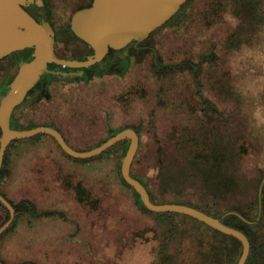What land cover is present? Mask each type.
<instances>
[{
  "label": "rangeland",
  "instance_id": "rangeland-1",
  "mask_svg": "<svg viewBox=\"0 0 264 264\" xmlns=\"http://www.w3.org/2000/svg\"><path fill=\"white\" fill-rule=\"evenodd\" d=\"M194 3L197 29L184 34L166 26L154 38L160 57L166 63L180 59L192 62L205 50L208 51L211 43H217L213 46L212 55L216 60L209 69L211 72H207V63H204L201 78L194 79L200 85L195 86L187 73L179 76L176 80L178 87L170 99L172 103H167L170 108L163 110L155 101L151 91L153 84L146 74L149 62H144L140 70L129 66L121 76L75 83L72 98L75 115L70 110L69 116V108H65L59 113V119L60 122L66 121L73 144L80 147L91 145L92 137L102 132L104 114L96 110L102 104L110 109L112 119L118 125L125 121L133 124L142 121V143L131 166L133 173L146 180L153 189L160 188V198L165 199L162 202L189 205L188 201L196 202L198 192L205 190L203 178L192 172L189 178L180 176L181 179L171 183L176 191L163 184L159 176L161 140L166 133L194 127V121L186 117L191 116L194 105L199 106L196 87L204 89L228 119V142L235 146L243 145L239 149V176L244 188L237 200L241 203L253 201L257 173L264 171V0H254V6L248 5V9L246 0H194ZM188 7L183 6L181 13H186ZM244 13L247 14L245 20L255 27L250 41L253 50L238 43L243 52H234L228 57L230 50L226 48V41L231 36L229 30L235 28V16ZM259 42L262 43L259 45ZM248 50H252L251 56ZM255 67L261 76H252ZM234 73L237 75L233 76ZM82 99L92 100L88 106L95 109L92 112L84 109L83 115L76 114V107ZM82 106L86 105L83 103ZM176 106L186 108L174 116L172 111ZM25 141H19L14 147L20 143L26 146L28 143ZM37 158L41 167L35 171L37 176L17 177L7 191L17 197L30 195L36 206L48 213L23 214L16 219L13 227L0 237L1 261L18 264L31 258L38 264H67L68 257L71 260L69 264H113L114 261L115 264H168L172 257L175 260L172 262L179 264H202L203 251L208 248L209 240L200 236L206 235L209 228L192 216L177 212L174 226L166 223V229H173L170 235L175 239L181 238L177 239V252L169 260L154 259L159 241L156 244L147 240L165 238V232L157 227L159 221L156 216L134 207L132 195L118 188L112 162L102 160L87 164L66 158L50 142L25 158L26 167ZM2 216L0 210V219ZM75 223L79 224L80 230L76 229Z\"/></svg>",
  "mask_w": 264,
  "mask_h": 264
},
{
  "label": "trees",
  "instance_id": "trees-1",
  "mask_svg": "<svg viewBox=\"0 0 264 264\" xmlns=\"http://www.w3.org/2000/svg\"><path fill=\"white\" fill-rule=\"evenodd\" d=\"M190 1V0H188ZM249 2V3H248ZM254 3V0H246V8L248 9V5ZM185 6V4H184ZM237 6V5H236ZM254 6V4H253ZM183 6L181 7V9ZM255 8V7H253ZM181 9L178 10L169 20H167L163 25L159 26L158 28L154 29L149 36L145 39L148 40H155V35L161 29L166 26H171L176 32H183V28L186 27L187 22L190 20L187 16H183L181 13ZM247 13V11L245 12ZM240 14L235 16L236 22L235 28H229L231 33H229V38L226 41V48L229 51V55H233L232 53H241L240 47L237 45L245 44L250 49L253 50V46H251L250 41L252 40L251 37L252 32L254 29H250L249 23L245 20L247 14ZM264 13H262L263 15ZM243 17V20L241 18ZM185 17V18H184ZM263 17V16H262ZM184 18V20H183ZM246 21V22H245ZM233 30V31H232ZM259 34V33H258ZM250 37V39H249ZM258 37V36H256ZM264 38V37H263ZM260 40H263L262 38ZM156 42V40H155ZM263 42V41H262ZM259 42V45L260 43ZM233 45H230V44ZM216 42L214 45L216 46ZM141 50L138 51V55L136 60L132 62L131 66H135L139 69L141 65L147 64V56L145 54L144 47H140ZM249 49V50H250ZM248 50V52H249ZM251 50V51H252ZM250 51V52H251ZM249 52V56H251ZM247 55V54H246ZM245 55V56H246ZM161 60L160 55L158 58ZM205 60V58H204ZM216 60L213 55H210L203 61L201 64L196 62H188L183 61L182 63H161L158 64L155 61V58H151V61L148 63V71L146 74L148 75V80L151 81L153 84V95L155 101L157 102L159 108L168 111L169 106L167 103L172 101L171 97L174 95L173 91L177 89L178 82L176 81L179 76L187 73L188 76L193 80L195 86L200 85L196 78H201L200 75L201 71L204 70V63H207L206 68L209 70L213 62ZM239 61V60H238ZM215 65V64H214ZM243 66V65H238ZM212 69V68H211ZM210 69V70H211ZM125 73V72H124ZM123 73V74H124ZM93 74L90 71V75ZM145 74V75H146ZM146 75V76H147ZM231 75V74H230ZM237 74H233L236 76ZM252 76H261L260 72H258L257 67H255ZM95 80L101 78L100 73L98 75H94ZM94 80V79H93ZM97 82V81H94ZM196 82V83H195ZM196 102L199 106L192 107V114L191 116L186 117L187 120L194 121L195 125L193 128H182L178 132H169L166 133L164 136V140H161V154L159 157V176H161L163 184H165L168 188H171V183L173 181H178L181 178H189L190 174H196L201 176L203 179V184L205 190L201 189L198 192L197 197L198 200L196 202H189V205L196 207L203 212L210 214L212 216H222V222L226 225L231 227L237 228L241 230L248 238L250 243V250L249 254L246 258L244 264H264V185L262 188L261 193V201H262V209L259 218L255 222H249L254 220L257 216V190L260 181L264 178V171H258L257 178H256V197L253 201L241 203L237 199H240V194L243 192L240 190L244 188V184L242 183V177L239 176V161L241 158V150L243 145L235 146L233 143L228 142L227 130H228V119L221 110H219L215 104L212 103V99L206 95L205 90L197 89L196 87ZM208 94V93H207ZM202 100V101H201ZM186 107H181L180 109L176 106V110H173L172 113L174 116L180 113V111H184ZM174 109V108H172ZM178 109V110H177ZM190 109V108H189ZM143 125L142 121L139 124H133L129 122H124V124L119 125L116 128H112L111 131H118L123 126H132L139 135V147L136 152V155L140 149V145L142 143L141 140V126ZM229 133V132H228ZM242 144V143H240ZM13 145V142L9 145ZM237 147V148H236ZM127 148V142L125 140L119 141L112 145L111 147L107 148L102 154L91 157V158H77L73 157L69 154H65L68 158L73 160H78L83 163L87 164H95L96 161L92 162V159L99 158L103 155L107 156V158L103 162L111 163L115 166L113 167V176L114 180L119 186L121 190L125 192H129L134 202L137 204H141L143 210L147 211L148 213L156 216L159 222H157V227H160L163 232H165V237L167 240H175V236L170 235L173 233V229L169 230L166 229V223H171V226H174L175 220V213L173 211H152L142 205V201L136 190L126 182V180L122 177L120 172V164H121V156L125 153ZM168 149V151H167ZM238 149V150H237ZM170 151V152H169ZM6 160L9 161V164L12 167H17V163L19 161V157H22V153L17 151H11L8 147L6 149ZM14 155V157H13ZM135 155V157H136ZM134 157V159H135ZM133 159V161H134ZM132 161V164H133ZM8 164V163H7ZM131 164V166H132ZM132 171V168H131ZM133 172V171H132ZM192 172V173H191ZM137 178L146 186L147 192L150 196V199L153 202H162L165 199H161L162 190L160 188L155 190L152 188L150 184L143 180L138 175ZM181 176V178H180ZM186 181V179H184ZM190 180V179H187ZM9 186L10 184L14 183L15 178L7 179ZM0 183H2L0 178ZM178 183V182H177ZM163 185V186H165ZM165 186V187H166ZM207 186H210L209 189ZM162 187V186H161ZM176 191L177 188L172 186ZM163 188V187H162ZM165 190V189H164ZM160 191V192H159ZM201 192V193H200ZM200 193V194H199ZM244 196V195H243ZM10 202L15 207V217L11 224L2 232L5 233L7 230L11 229L15 224L16 219L23 215V214H46L48 211L40 210L36 205V201L34 200H24L23 198L18 199L17 196L8 197ZM234 201V202H233ZM26 202V203H25ZM22 207V208H21ZM1 211L3 216L0 219V225L3 224L7 218L9 217V210L5 208L4 205H0ZM233 211V212H231ZM182 215H188L186 213L177 212ZM189 216V215H188ZM192 218L198 220L197 218ZM200 221V220H199ZM27 222L31 223V220L27 219ZM204 223L203 221H200ZM208 228L209 231L206 232V235L200 236L201 239L207 238L208 241V248L203 251V262L202 264H236L240 252H241V242L235 236L230 234H226L216 228L209 226L208 224L204 223ZM165 230V231H164ZM169 231V233H168ZM169 236V237H168ZM181 239V238H177ZM176 239V240H177ZM178 241V240H177ZM28 262L25 260L18 264H24ZM3 264H7L6 262L2 261Z\"/></svg>",
  "mask_w": 264,
  "mask_h": 264
},
{
  "label": "water",
  "instance_id": "water-1",
  "mask_svg": "<svg viewBox=\"0 0 264 264\" xmlns=\"http://www.w3.org/2000/svg\"><path fill=\"white\" fill-rule=\"evenodd\" d=\"M24 1L0 0V57L24 47L34 48V57L20 64L9 87L0 94V164L4 151L12 139L29 137L39 132L50 133L67 154L77 158L95 156L115 143L129 139L127 150L121 157L120 172L126 182L136 190L145 207L152 211L186 213L213 228L235 236L241 242V252L236 264H244L250 250L249 240L241 230L222 222L225 214L216 217L191 205L153 202L150 199L146 187L130 173V166L139 146V136L133 128L126 127L114 132L90 149L77 150L68 145L60 132L50 126L14 129L9 122L12 108L44 74L51 72L60 78H77L81 75V71L67 74L49 70L47 62L54 61L74 67L93 64L101 60L109 48L121 49L132 40L140 42L146 39L154 29L173 16L186 0H92L89 6L76 10L71 16L72 30L93 49V53L84 60L57 58L53 49L51 25L47 21L38 22L32 17L22 7ZM125 65L123 64L121 68H126ZM263 185L264 178L257 190V216L249 222H255L261 214ZM0 201L9 210V217L0 225L1 234L13 221L15 210L1 194ZM0 264H3L1 260Z\"/></svg>",
  "mask_w": 264,
  "mask_h": 264
},
{
  "label": "flooded vegetation",
  "instance_id": "flooded-vegetation-1",
  "mask_svg": "<svg viewBox=\"0 0 264 264\" xmlns=\"http://www.w3.org/2000/svg\"><path fill=\"white\" fill-rule=\"evenodd\" d=\"M91 2L92 0H25L24 3L21 5L38 22L47 21L51 25L53 29V49H54V53L57 56V58L70 59V60L71 59L84 60L93 53V49L87 42H85L83 39L78 37L72 30L71 16L76 10L89 6ZM184 4L185 6L188 5L189 7L186 13L185 12L182 13L183 16H187L189 20L190 18L192 19L190 21H186L187 22L186 24L188 25H187V28L186 27L183 28L182 33L190 34L195 29H197L198 22L196 23V20L194 18L196 7H194V4H195L194 0H190V1L186 0L181 5V7L184 6ZM167 27L169 30H174L172 25L167 26ZM249 27L250 29H254V27L251 25H249ZM204 38L207 41V37L204 36ZM155 40L145 41L144 39L143 41H140V42H136L132 40L124 48H121V49L109 48L107 53L104 55V57L101 60L93 64H90L88 66L74 67V66H68L65 64H60L54 61L47 62V68L49 70L65 72L67 74L81 71V75H79L77 78H60L51 72L44 74L36 83H34L27 90L23 99L12 108L10 119H9L10 126L14 129L31 128V127H35L39 125L50 126L56 129L57 131H59L62 137L64 138L65 142L68 145H70L72 148L77 149V150L90 149L100 144L102 141L106 140L112 133L117 132L116 130L111 131L113 127L116 128L119 126L118 124H116L115 120L112 119V115L110 114V109L108 107L106 108L103 104L98 106L96 110L99 109L101 113L104 114V116L102 117L104 121V128L100 134H96L95 136L92 137L93 143L91 145H85L81 147L74 145L71 140L70 133L68 132L66 121L60 122L59 113L64 112L63 110L65 108L66 109L69 108L68 109L69 116H70V110H72L71 111L72 114L75 115L74 114V109H75L74 100H72L75 94V92L73 91L74 84L79 83V82L87 83L90 80L92 81L94 79V75H98V73H100L101 78L103 79L106 78V76L116 77V76L123 75V73L128 70L129 66H131L132 62L136 60L138 51L141 50L140 47H144L143 49L146 50L145 51V54L147 56L146 60L148 59L150 60V58H155L157 65L161 63H165L163 59L161 60L160 58L156 59L158 58L160 54L157 49L158 44H156ZM201 45H203V42L201 43ZM210 46L211 47L208 51L205 50L203 53L200 54V58L198 57L197 60H192V62L201 64L203 61L206 60V58L212 55L213 46L215 45L214 43H211ZM33 52H34L33 47H24L22 49L14 50L0 57V94L3 93L4 90L9 87L11 80L13 79V77L16 75V73L19 70L20 64L26 61H29L34 57ZM149 60L147 62H149ZM183 61H187V60L180 59L173 63H182ZM123 64H126L125 65L126 68L124 69L121 68ZM90 71H92L93 74L90 75ZM208 71L211 72L210 70H207V72ZM202 72H204V70ZM91 101H86L84 99L80 100L78 103V106L76 107L77 109L76 114L83 115L84 109L92 112V110L95 108L88 106V104ZM83 103L86 106H82ZM95 118L98 119L99 117L96 116ZM84 120H86V117L84 118ZM126 127L133 128L132 126H123L119 130L126 128ZM0 136H1V129H0ZM24 140H26L25 142L28 143L26 146L25 145L21 146V143H20L18 147H14L16 143H18L19 141H24ZM124 140L127 142V147H128L129 139H124ZM12 142H13V145L9 146ZM47 142L53 143L54 146L58 148V151H60L64 157L68 158L65 155L67 153L60 147L57 140L48 132H39L35 135L25 137V138H20V139L15 138L9 142L6 149L9 147L10 152L17 151V152L22 153V157L18 158L19 161L17 163V167H12V165L9 164V161L6 160V155H7L6 149L4 151L1 164H0V178L2 181V183H0V194L12 205L14 210H15V207L13 206V204L10 202L8 198V197L10 198L12 197L13 199V196L7 191V187L9 186L7 179L17 178V177L24 178L25 175L37 176L34 174H35V171H37L40 167L39 166L40 160L38 158L33 159V163L30 166L26 167L25 158L27 156H31L32 154H34V152L38 151L43 145L45 146V143ZM103 152L95 156H98L102 154ZM95 156H92V157H95ZM88 158H91V157H88ZM106 158L107 156L103 155L99 158L97 157L95 159H92V162L93 161L100 162L102 160L104 161ZM18 169L19 171L17 172ZM130 173L133 177L137 178L136 174H134L131 171V166H130ZM21 198H23L25 201L32 199V197L27 194H24L18 197V199H21ZM1 204L4 205L0 201V205ZM142 205H144L143 202H142ZM133 206L134 207L138 206L140 210H143L142 209L143 206L141 207V204L139 203L137 204L135 203ZM5 208L7 207L5 206ZM14 217H15V214H14ZM148 221L150 222V220ZM75 225L77 227L76 229L80 230V228H78L79 224L75 223ZM154 230H158V229L155 228ZM160 238L157 239V237L155 238L152 237V238H149L147 242L153 240L157 244V241H159V244H158L159 250L155 254L154 259L160 258L163 260L164 259L169 260V258L174 254V252H177L176 248L178 246L179 241H176V239L170 241V240H167V237L165 238L160 237ZM66 259H67V264H69L68 262H71V260H69L68 257H66ZM170 260L171 261L168 262V264H179V263L172 262V261H175L174 258L172 257ZM27 263L38 264V262H36L34 259H31V258H29L28 262L24 264H27ZM115 263L116 261H114L113 264ZM107 264H111V263H107Z\"/></svg>",
  "mask_w": 264,
  "mask_h": 264
}]
</instances>
